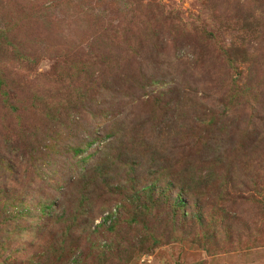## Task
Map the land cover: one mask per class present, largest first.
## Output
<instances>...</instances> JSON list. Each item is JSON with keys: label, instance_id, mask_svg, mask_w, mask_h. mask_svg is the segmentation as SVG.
I'll list each match as a JSON object with an SVG mask.
<instances>
[{"label": "rangeland", "instance_id": "obj_1", "mask_svg": "<svg viewBox=\"0 0 264 264\" xmlns=\"http://www.w3.org/2000/svg\"><path fill=\"white\" fill-rule=\"evenodd\" d=\"M0 264H264V0H0Z\"/></svg>", "mask_w": 264, "mask_h": 264}]
</instances>
